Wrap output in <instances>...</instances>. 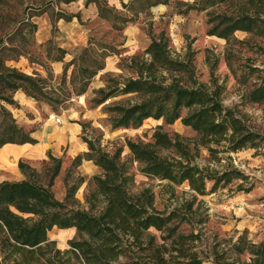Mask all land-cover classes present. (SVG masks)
<instances>
[{"label":"rangeland","instance_id":"rangeland-1","mask_svg":"<svg viewBox=\"0 0 264 264\" xmlns=\"http://www.w3.org/2000/svg\"><path fill=\"white\" fill-rule=\"evenodd\" d=\"M241 17L250 20L247 30L226 31ZM158 42L170 63L156 65L147 76L150 46ZM13 73L31 79L36 90ZM0 74L20 86L8 90L0 83V140L9 135L7 123L33 139L16 161L0 154V181L30 176L50 183L53 197L67 207L87 210L91 177L100 176L101 169L83 157L103 153L124 163L129 193L148 189L155 210L173 211L178 231L196 235L192 245L202 264H213L212 247L225 262L246 260V254L232 251V242L241 233L252 242L264 237V213L257 208L264 199V99L254 101L250 94L264 74V0H0ZM134 79L163 88L201 87L261 142L213 158L196 145L197 133L181 123L185 109L169 121L147 116L114 126L113 106L155 97L138 91L105 96ZM157 132L181 143L196 165L234 169L241 177L198 195L185 182L169 184L146 175L131 160L127 143L152 145ZM210 185L206 182L205 189ZM150 232L161 242L158 232ZM46 235L59 251L83 237L73 227L55 226Z\"/></svg>","mask_w":264,"mask_h":264},{"label":"trees","instance_id":"trees-1","mask_svg":"<svg viewBox=\"0 0 264 264\" xmlns=\"http://www.w3.org/2000/svg\"><path fill=\"white\" fill-rule=\"evenodd\" d=\"M249 22L246 17L234 19L226 25V31L235 28L247 30ZM219 35L225 37L223 33ZM150 48L151 61L145 67L147 76L153 75L156 65L167 67L170 63L159 42ZM13 74L31 90H36L31 79ZM0 83L3 84L2 88L8 90L20 87L18 83L7 81L2 74ZM129 91L155 97L129 107L113 106L112 109L118 114L114 126L137 123L147 116L169 121L178 117L181 109H185V115L180 118L181 123L197 133L196 145L205 148L213 158H216L215 154L219 151L236 152L245 147L256 148L261 142L257 133L247 129L229 108L201 87L173 85L163 88L153 81L134 79L125 81L121 87H114L105 96ZM250 94L254 101L264 99V74ZM6 128L9 135L0 140V145L33 142L12 123H7ZM15 135L19 136L18 139H14ZM212 146H220L221 149ZM127 147L131 160L139 163L146 175L166 180L169 184L185 182L198 195L212 192L220 182L241 177V173L234 169L217 172L196 165L185 147L170 140L164 133L157 132L152 145L127 143ZM158 149L177 153V156L160 154ZM83 158L92 159L101 169L100 176L91 177L93 188L85 198L87 210L67 207L53 197L49 190L50 183L40 184L30 176L0 181V262L202 264V258L192 245L196 235L178 231L173 211L164 214L155 210L152 206V193L146 188L138 193L128 192L124 163H117L103 153H96L92 157L85 154ZM18 167L23 171L22 163L18 162ZM208 181L211 185L206 190L205 184ZM70 192L71 189L68 194ZM94 210L97 213H92ZM53 226L73 227L76 234L83 237L70 240L68 247L59 251L54 241L48 240L46 235ZM151 229L159 233L161 242H155ZM231 249L236 255L246 254L247 259L225 262L223 253H218L212 247V263L264 264V237L258 242H252L241 233L232 242Z\"/></svg>","mask_w":264,"mask_h":264},{"label":"crops","instance_id":"crops-1","mask_svg":"<svg viewBox=\"0 0 264 264\" xmlns=\"http://www.w3.org/2000/svg\"><path fill=\"white\" fill-rule=\"evenodd\" d=\"M27 146L28 145L26 143H23V144L6 143L2 145V147L0 148V154L7 156L8 159H13L16 161V159L24 153ZM21 178L22 177L17 178V179H9L8 181L19 180Z\"/></svg>","mask_w":264,"mask_h":264},{"label":"built area","instance_id":"built-area-1","mask_svg":"<svg viewBox=\"0 0 264 264\" xmlns=\"http://www.w3.org/2000/svg\"><path fill=\"white\" fill-rule=\"evenodd\" d=\"M257 208L264 213V199L257 203Z\"/></svg>","mask_w":264,"mask_h":264}]
</instances>
